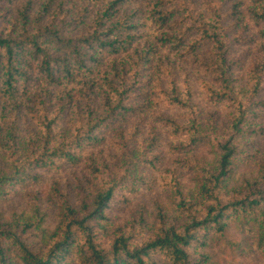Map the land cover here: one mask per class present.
<instances>
[{
    "label": "trees",
    "instance_id": "16d2710c",
    "mask_svg": "<svg viewBox=\"0 0 264 264\" xmlns=\"http://www.w3.org/2000/svg\"><path fill=\"white\" fill-rule=\"evenodd\" d=\"M37 1L0 0V264H220L235 232L264 255V0H156L181 66L130 53L127 0Z\"/></svg>",
    "mask_w": 264,
    "mask_h": 264
},
{
    "label": "rangeland",
    "instance_id": "374dc122",
    "mask_svg": "<svg viewBox=\"0 0 264 264\" xmlns=\"http://www.w3.org/2000/svg\"><path fill=\"white\" fill-rule=\"evenodd\" d=\"M36 2H38L36 0ZM154 4L156 0H127V4L124 5L126 13L133 15V20L137 26L135 32L137 34L136 42L133 43L132 50L130 53H133V50L139 46L140 50H146L148 48H155L157 50L156 57H160L162 60H170L171 62L176 63L177 65L182 64L183 59H181L178 53L171 52L163 43L161 42L164 39V34L168 33L166 29L159 28V24L155 22L156 17L153 14ZM36 6L38 3L35 4ZM5 7V5L3 6ZM13 10L12 7L2 8L1 14L4 16L5 12ZM132 13V14H131ZM73 15H76L73 12ZM251 56H249L250 58ZM181 66V65H180ZM214 111V110H213ZM219 118L223 120L225 114L224 112H219ZM260 153L264 151V139L258 140L257 145L255 146ZM206 151L202 154H205ZM164 165L165 167H170V155L167 152H164ZM164 168V167H163ZM255 168L253 166L244 167L240 169V174L245 176H251ZM82 176L81 170H67L63 173L61 178L65 180V183L75 186V179H80ZM70 180V181H68ZM189 178H184L185 184H187ZM166 198V193L162 191H157L152 194H147L139 201H129L126 205H119L115 208L113 215L118 219H127L131 213L142 206H145L149 211H152L157 203H164ZM26 199L17 200L11 202L10 204H5L2 206V212L6 215H10L15 212H21L28 209L26 204ZM57 217L53 216L52 219L48 222L50 228H53L57 224ZM243 239L242 235L238 232L232 233L228 238V242H232V246L220 245L216 246L214 253L216 259L220 264H264V255L260 252H253L250 255L238 256L236 251H234V246L237 245L239 241ZM228 243V244H229ZM233 247V248H232Z\"/></svg>",
    "mask_w": 264,
    "mask_h": 264
}]
</instances>
